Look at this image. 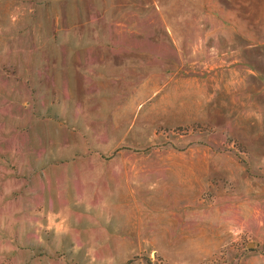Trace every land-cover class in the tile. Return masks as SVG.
Listing matches in <instances>:
<instances>
[{
	"label": "rangeland",
	"instance_id": "obj_1",
	"mask_svg": "<svg viewBox=\"0 0 264 264\" xmlns=\"http://www.w3.org/2000/svg\"><path fill=\"white\" fill-rule=\"evenodd\" d=\"M27 168L60 172L56 235L10 256ZM137 218L150 234L80 232ZM0 244V264H264V0H0Z\"/></svg>",
	"mask_w": 264,
	"mask_h": 264
},
{
	"label": "crops",
	"instance_id": "obj_2",
	"mask_svg": "<svg viewBox=\"0 0 264 264\" xmlns=\"http://www.w3.org/2000/svg\"><path fill=\"white\" fill-rule=\"evenodd\" d=\"M20 173V176L11 174L10 217L6 221L9 225V231L5 233V238L7 241L6 249L9 251L10 256L21 255L27 257L34 254V246L38 242H43L42 235L45 236L46 240L48 239L47 236L51 240H55L57 225L54 216L56 208L60 207V172L57 170H29L27 168ZM38 191L43 194L41 198L35 200L34 196ZM56 197L57 201L55 200ZM34 208H40L43 211L40 214L29 211ZM45 209L48 216L44 214ZM130 210V214L135 213L132 208ZM112 213L113 211L110 212L107 209L106 216ZM101 220L104 221L100 222L98 230H96L97 228L94 229L92 224L80 230L82 234H85V239L88 238V235L95 236L96 232L98 235L93 239L100 237V240L105 241L118 239L120 235H125L128 239H134L140 238L141 235H146V233L150 234L149 226L146 223H141L139 218L130 221L126 219L123 222ZM71 232L70 234H73ZM57 233H60V229L57 230ZM74 233L78 234L77 228ZM70 239L77 240L78 238L71 236ZM105 247L108 250V245H105ZM6 249L2 250L0 248V251L6 253Z\"/></svg>",
	"mask_w": 264,
	"mask_h": 264
}]
</instances>
